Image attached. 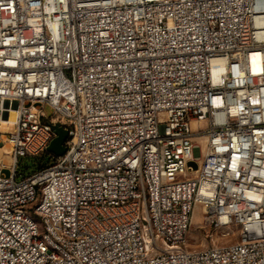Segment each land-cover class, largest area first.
Segmentation results:
<instances>
[{
    "label": "built area",
    "instance_id": "2783aa9c",
    "mask_svg": "<svg viewBox=\"0 0 264 264\" xmlns=\"http://www.w3.org/2000/svg\"><path fill=\"white\" fill-rule=\"evenodd\" d=\"M196 206L240 241L164 251ZM147 222L146 264H264V0H0V264H139Z\"/></svg>",
    "mask_w": 264,
    "mask_h": 264
},
{
    "label": "bare ground",
    "instance_id": "6f19581e",
    "mask_svg": "<svg viewBox=\"0 0 264 264\" xmlns=\"http://www.w3.org/2000/svg\"><path fill=\"white\" fill-rule=\"evenodd\" d=\"M196 207L199 208V206ZM196 213L193 215V219H195ZM23 215L26 217V219L32 221L34 230H36V236L40 238V244L43 249H46L48 253H51L53 256H64V248H59L56 245V240L50 237L48 232H46L45 220L40 217H36V211L33 208H23ZM148 220L156 221L155 212H148ZM147 231H154V222H147V230L139 229V241L141 242V251H139V264H146V259L149 258V252H152V238L150 237V233H147ZM56 236L59 238H64V241L66 242L80 241V234L67 232V229L64 225H56ZM154 239L158 241L160 245H162L164 251L170 254H183L190 250L194 251L195 254H204L207 250V247L202 249H189L187 247L188 239L172 240L171 236H168L166 233L162 232H154ZM236 241H240V234L237 235V239L234 242L224 245H217V247H231L233 244H236ZM257 242H264V234H257Z\"/></svg>",
    "mask_w": 264,
    "mask_h": 264
},
{
    "label": "rangeland",
    "instance_id": "374dc122",
    "mask_svg": "<svg viewBox=\"0 0 264 264\" xmlns=\"http://www.w3.org/2000/svg\"><path fill=\"white\" fill-rule=\"evenodd\" d=\"M47 111L49 112L48 109ZM200 142H202V140L198 139L199 145ZM196 154L200 155V147L196 150ZM46 157L47 156H43L42 159ZM38 162V158L22 157L19 160L18 168L22 172H32L37 169L36 165ZM195 213V219L192 218V223L188 232L187 247L189 249H202L215 245H224L232 243L237 239L238 234H230V236H225V230L223 228L214 229L207 222L200 206L195 210Z\"/></svg>",
    "mask_w": 264,
    "mask_h": 264
},
{
    "label": "water",
    "instance_id": "95a60500",
    "mask_svg": "<svg viewBox=\"0 0 264 264\" xmlns=\"http://www.w3.org/2000/svg\"><path fill=\"white\" fill-rule=\"evenodd\" d=\"M52 128L56 136L49 144L47 151L49 153H53L55 156H61L66 152L64 143L68 138V130L64 128L60 123L53 124Z\"/></svg>",
    "mask_w": 264,
    "mask_h": 264
},
{
    "label": "trees",
    "instance_id": "16d2710c",
    "mask_svg": "<svg viewBox=\"0 0 264 264\" xmlns=\"http://www.w3.org/2000/svg\"><path fill=\"white\" fill-rule=\"evenodd\" d=\"M43 156H47L48 158L46 157V158L42 159ZM50 159H51V154L45 153L44 155H42L41 157L38 158L39 162L37 163L36 168H42V167L46 166L50 162Z\"/></svg>",
    "mask_w": 264,
    "mask_h": 264
}]
</instances>
